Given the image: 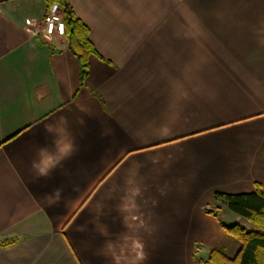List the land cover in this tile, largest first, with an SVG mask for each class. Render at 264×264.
Returning a JSON list of instances; mask_svg holds the SVG:
<instances>
[{"label":"crops","instance_id":"crops-1","mask_svg":"<svg viewBox=\"0 0 264 264\" xmlns=\"http://www.w3.org/2000/svg\"><path fill=\"white\" fill-rule=\"evenodd\" d=\"M70 4L96 50L85 86L66 37L38 34L45 0H0V264H113L126 241L139 264L233 257L215 194L264 191V0ZM62 119L76 151L36 179Z\"/></svg>","mask_w":264,"mask_h":264},{"label":"trees","instance_id":"trees-1","mask_svg":"<svg viewBox=\"0 0 264 264\" xmlns=\"http://www.w3.org/2000/svg\"><path fill=\"white\" fill-rule=\"evenodd\" d=\"M47 8L59 4L66 25V41L80 70V85L85 86L89 75V58L96 50L89 39L88 27L75 15L70 0H45ZM215 201L224 203L229 211L243 217L245 223L224 226L228 235L236 237L240 249L233 256L224 247L211 250L204 264H264V191L257 186L252 194H215ZM209 213H212L209 211Z\"/></svg>","mask_w":264,"mask_h":264},{"label":"clouds","instance_id":"clouds-1","mask_svg":"<svg viewBox=\"0 0 264 264\" xmlns=\"http://www.w3.org/2000/svg\"><path fill=\"white\" fill-rule=\"evenodd\" d=\"M46 132L52 138L51 146L44 145L37 149L35 158L32 161V169L36 179L47 178L54 172L64 160L69 158L76 151V144L71 136L67 126L66 120L59 124L48 125ZM128 184L133 186L130 191L133 193L138 191L135 177H129ZM61 197V191L58 189L49 196V202L55 203ZM102 232L106 233L105 229ZM140 245L133 241L130 245L125 242L118 251L116 245L109 243L103 254L110 256L113 264H139L143 260V253L139 251ZM127 251V255H125Z\"/></svg>","mask_w":264,"mask_h":264},{"label":"built area","instance_id":"built-area-1","mask_svg":"<svg viewBox=\"0 0 264 264\" xmlns=\"http://www.w3.org/2000/svg\"><path fill=\"white\" fill-rule=\"evenodd\" d=\"M31 25L35 28V23L31 22ZM38 34L44 40H51L54 37L66 36V25L65 18L62 8L59 4H54L48 8L46 15L44 16L40 27L38 29Z\"/></svg>","mask_w":264,"mask_h":264},{"label":"rangeland","instance_id":"rangeland-1","mask_svg":"<svg viewBox=\"0 0 264 264\" xmlns=\"http://www.w3.org/2000/svg\"><path fill=\"white\" fill-rule=\"evenodd\" d=\"M221 215H222V218H223V219H226L224 214H221ZM234 216H236V217L239 219V220H238V223H240V224L243 223V221H244L243 217H241V216H239V215H235V214H234ZM230 238H231V239H230V240H231L230 242H232L233 245H232V248H230V250H229L228 253H229L230 255H234V254H233V250H232L233 247L236 245V243H237V244H240V245H241V243H240V241H239L236 237H234V236H231ZM235 242H236V243H235ZM234 253H235V252H234Z\"/></svg>","mask_w":264,"mask_h":264}]
</instances>
